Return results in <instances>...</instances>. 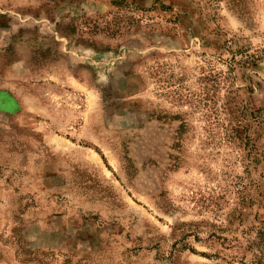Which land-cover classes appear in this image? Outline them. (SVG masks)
<instances>
[{"label": "rangeland", "instance_id": "374dc122", "mask_svg": "<svg viewBox=\"0 0 264 264\" xmlns=\"http://www.w3.org/2000/svg\"><path fill=\"white\" fill-rule=\"evenodd\" d=\"M262 222L264 0H0V264H231Z\"/></svg>", "mask_w": 264, "mask_h": 264}, {"label": "trees", "instance_id": "16d2710c", "mask_svg": "<svg viewBox=\"0 0 264 264\" xmlns=\"http://www.w3.org/2000/svg\"><path fill=\"white\" fill-rule=\"evenodd\" d=\"M194 234L197 235V233ZM212 236H215L214 230H212ZM246 242L247 250L250 252L249 259L241 256L231 264H264V222L255 228L254 235L250 236ZM37 262L38 264H50L43 259Z\"/></svg>", "mask_w": 264, "mask_h": 264}, {"label": "crops", "instance_id": "0c3cea01", "mask_svg": "<svg viewBox=\"0 0 264 264\" xmlns=\"http://www.w3.org/2000/svg\"><path fill=\"white\" fill-rule=\"evenodd\" d=\"M7 93H8V92H7ZM8 94H9V93H8ZM9 95H10V96L14 99V101H15V108H14L15 111L12 112V113H9V112H6V111H2V112L7 113V114H11V115L20 113V112L23 110V108L26 106V105H25L26 102H25L24 100L18 98V97H15V96L11 95V94H9Z\"/></svg>", "mask_w": 264, "mask_h": 264}]
</instances>
